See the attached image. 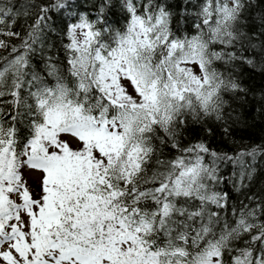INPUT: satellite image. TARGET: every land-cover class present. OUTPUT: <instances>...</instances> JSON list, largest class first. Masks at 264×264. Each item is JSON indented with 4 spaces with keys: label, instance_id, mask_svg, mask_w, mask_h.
<instances>
[{
    "label": "snow or ice",
    "instance_id": "6c2138e0",
    "mask_svg": "<svg viewBox=\"0 0 264 264\" xmlns=\"http://www.w3.org/2000/svg\"><path fill=\"white\" fill-rule=\"evenodd\" d=\"M259 2L0 0V264H264V144L184 143L238 121Z\"/></svg>",
    "mask_w": 264,
    "mask_h": 264
},
{
    "label": "trees",
    "instance_id": "16d2710c",
    "mask_svg": "<svg viewBox=\"0 0 264 264\" xmlns=\"http://www.w3.org/2000/svg\"><path fill=\"white\" fill-rule=\"evenodd\" d=\"M82 9H90L95 3V0H78ZM200 0H168V3L174 5L173 11H179L187 6L189 16L191 17L185 21V27L190 26L195 18L196 6ZM264 12V0L258 3V6L252 10L249 23L259 30V20L254 19L258 14ZM112 20L121 19L119 16H111ZM25 17L17 18V23L12 26L13 31H23L25 24ZM31 22V18H27ZM55 23L59 24L60 20L53 17ZM0 39L9 40L12 44H18L19 40L15 37H0ZM55 39V37H53ZM61 59L63 55L61 54ZM239 79L247 93L243 99L233 101V107L239 113V119L230 127V135H224L222 127L219 124H209L212 128L211 133H207L203 127H193L186 131L184 143L197 139H205L209 147L216 151L227 152L234 155L235 152L241 148H249L253 145L264 144V66H257L251 68L247 65H242L239 69ZM231 124V122H230ZM248 164L255 167V174L253 182L250 186L251 191L257 194L264 193V158L257 157L255 161L250 158H245ZM221 174L230 176L233 172H239V166L232 162L222 163L220 165ZM227 190H230L225 185ZM235 193L233 196L235 197Z\"/></svg>",
    "mask_w": 264,
    "mask_h": 264
},
{
    "label": "bare ground",
    "instance_id": "6f19581e",
    "mask_svg": "<svg viewBox=\"0 0 264 264\" xmlns=\"http://www.w3.org/2000/svg\"><path fill=\"white\" fill-rule=\"evenodd\" d=\"M254 27V26H253Z\"/></svg>",
    "mask_w": 264,
    "mask_h": 264
}]
</instances>
